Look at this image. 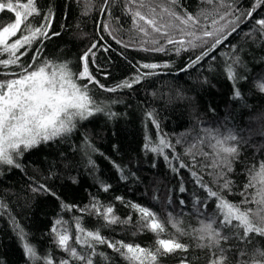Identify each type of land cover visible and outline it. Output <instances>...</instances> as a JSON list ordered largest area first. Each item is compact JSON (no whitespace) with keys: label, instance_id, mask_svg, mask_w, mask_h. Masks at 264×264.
<instances>
[{"label":"trees","instance_id":"trees-1","mask_svg":"<svg viewBox=\"0 0 264 264\" xmlns=\"http://www.w3.org/2000/svg\"><path fill=\"white\" fill-rule=\"evenodd\" d=\"M102 3L103 0H92L89 6V0H39L43 14L46 15L49 9L53 12L50 31L61 33L44 41L41 58L57 64L67 63L73 72H77L82 70L81 54L93 39L102 36L104 39L101 43L110 44V50H95L96 62L90 63L89 70L106 88L130 80L135 74L134 66L139 63L167 62L170 67L157 69L156 75L134 84L131 89L106 92L90 85V95L116 113L114 118L97 113L87 120L78 121L72 133L24 152L18 159L22 168L0 166V198L4 199L12 215L29 233L30 242L41 256L48 252L57 258L65 255L56 247L50 230L56 220L62 218L68 221L69 235L74 236L76 229L72 218L81 215L82 226L86 230L100 227L102 235L109 239L140 244L142 247L153 245L155 234L144 231L133 235L139 215L115 201L116 196L149 207L161 221H166L171 213L181 221L182 227H198L193 201L197 198L204 200L206 193L193 181L189 169L174 173L162 157L145 152L143 144L146 135L157 139L155 127L146 119L148 111L154 110L161 131L173 143L189 133L191 139L206 127L231 128L247 141L240 146L239 159L233 165L234 172L230 174L235 187L227 199L234 203L241 199L235 193L247 183V167L264 162V92L254 87V84L264 81V43H258L259 36L253 41L242 34H233L212 53L215 60L206 58L196 67L180 72L191 52H182L177 56L174 52L165 55L133 47L125 49L116 44L108 32L99 31L98 25L102 21H110L116 30L114 34L127 39L130 27L129 17L122 13L118 3L111 8V17L101 16L99 8ZM181 3L192 13L197 11L200 0H181ZM252 3L253 0H238L242 8ZM254 15L256 18L264 16V7ZM11 16V13H0V21L8 22ZM35 20L40 22L39 17ZM250 26V23L241 25V33L249 31ZM83 34L87 35L81 38ZM232 45H236V54L241 61L235 66L236 82L227 77L224 58L220 55L230 51ZM33 55L34 51L29 50L23 57L24 63H32ZM209 66L214 70H209ZM78 83L82 84L83 81ZM237 89L241 98H233ZM85 140L97 150L91 157L95 162V172L86 164ZM175 152L182 156L184 162H190V157L184 155L185 145H177ZM113 162L135 172L140 180L121 181ZM153 162L156 163L155 168L151 167ZM177 163L173 161V166ZM70 177H75L78 182L73 183ZM203 178L205 181L211 180L207 173ZM97 179L111 184L110 191L104 192ZM33 181L47 184L56 195L31 192L29 186ZM180 186L185 188L183 193L179 191ZM154 195L156 199H153ZM93 197L105 205L113 204L115 214L121 219L131 215L132 223L102 227L104 221L95 216L82 214L79 210L65 211L61 207L63 203L83 208ZM180 200L184 201L183 206ZM215 210V203L209 202L204 211L211 215ZM166 230L167 234L176 232L170 224H166ZM178 238L181 243L189 245L187 252L177 251L163 256L160 264H178L181 257L192 260V264H208V249L196 247V241L188 236ZM69 243L72 244L73 240ZM235 244V240H230L222 246L229 248ZM256 248L264 249V237L256 236L246 245L248 252ZM98 251L110 256L113 264H127L119 254L106 246H99ZM96 259L98 264H102L98 257ZM238 259L236 249L232 247L227 252L226 264H237ZM0 264H29L7 215L0 217Z\"/></svg>","mask_w":264,"mask_h":264},{"label":"snow or ice","instance_id":"snow-or-ice-1","mask_svg":"<svg viewBox=\"0 0 264 264\" xmlns=\"http://www.w3.org/2000/svg\"><path fill=\"white\" fill-rule=\"evenodd\" d=\"M117 3L130 20L127 39L114 34L116 30L112 28L110 21H102L98 25L99 31L108 32L115 43L125 49L133 47L165 55L174 52L177 56L182 52H191L192 55L180 72L196 67L206 58L215 60L212 53L233 34H242L253 41L259 36L258 43H264V16L256 18L254 15L264 7V0H253L247 8L240 7L238 0H200L197 11L192 13L187 11L181 0H103L99 8L101 16L111 17V8ZM91 4L92 0H89V6ZM5 12L12 16L8 22L0 21V166L22 168L18 159L24 152L72 133L78 121L87 120L97 113L114 118L116 113L90 95V85L98 86L106 92L131 89L134 84L156 75L157 69L170 67L167 62L139 63L134 66L135 74L130 80L106 88L89 70L90 63L96 62L95 50H110V44L101 43L104 39L102 36L93 39L79 57L82 70L73 72L67 63L57 64L41 58L44 41L61 34L50 31L53 20L51 9L45 15L39 8V0H0V13ZM36 17H39V23L36 22ZM246 23H250V30L241 33V25ZM86 35L83 34L81 38ZM169 45L172 47L169 48ZM29 50H33L34 55L32 63L26 64L23 57ZM220 55L224 58L227 77L236 82L238 78L235 66L241 63L236 54V45ZM209 70L214 69L209 66ZM254 87L264 92V81L254 84ZM233 98H241L238 89L234 91ZM146 119L155 127L157 139L153 140L146 135L143 144L145 152L162 157L174 173L179 174L182 169H189L193 181L206 193L204 200L197 198L193 201L198 227H182L181 221L171 213L166 221H161L149 207L116 196L115 201L139 215L133 235L137 232H151L156 236L153 245L142 247L140 244L109 239L102 235L100 227L86 230L82 226L81 215L72 218L76 229L74 236L69 235L68 221L62 218L57 219L50 230L49 234L53 235L56 247L65 255L57 258L48 252L41 256L30 242L29 233L12 215L4 199L0 198V217L8 216L29 264H98L97 257L102 264H113L110 256L98 251L99 246L112 249L127 264H160L163 256L177 251L187 252L189 245L181 243L179 236H188L196 241V247L208 249V264H226L227 252L232 247H235L239 257L237 264H264V249L256 248L252 252L246 249V245L256 236L264 237V162L247 167V183L235 193L241 197L240 201L234 203L227 199V195L233 194L235 187L230 177L234 172L233 165L239 159L240 146L247 141L231 128L222 130L206 127L191 139L189 133L173 143L161 131L154 110L146 113ZM177 145H185L184 155L190 157V162H184L182 156L176 154ZM96 151L85 140L86 164L92 172L96 171V166L91 157ZM173 161L178 163L173 166ZM113 166L121 181L140 180L130 169L115 162ZM151 167L155 168L156 163L153 162ZM204 173L211 177L210 181H205ZM70 179L73 183L78 182L75 177ZM97 183L104 192H109L112 187L103 180L97 179ZM29 188L33 193L56 195L45 183L33 181ZM179 191L183 193L185 188L180 186ZM156 198L154 195L153 199ZM209 202H214L216 208L211 215L204 211ZM179 203L184 205L183 200ZM61 207L65 211L79 210L82 214L95 216L104 221L102 227L132 223L131 215L121 219L115 214L113 204L105 205L96 197L83 208L63 203ZM166 224L176 230L175 234H167ZM70 240H73L72 244L69 243ZM230 240H235L236 244L229 248L222 246ZM178 264H192V260L181 257Z\"/></svg>","mask_w":264,"mask_h":264}]
</instances>
